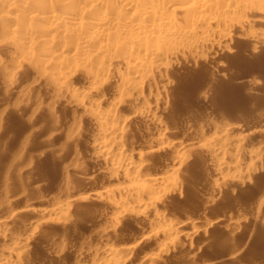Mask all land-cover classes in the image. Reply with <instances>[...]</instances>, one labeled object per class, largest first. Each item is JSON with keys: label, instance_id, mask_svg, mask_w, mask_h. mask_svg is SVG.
<instances>
[{"label": "rangeland", "instance_id": "374dc122", "mask_svg": "<svg viewBox=\"0 0 264 264\" xmlns=\"http://www.w3.org/2000/svg\"><path fill=\"white\" fill-rule=\"evenodd\" d=\"M262 26L253 31H256V36L253 35L258 38L257 42L247 39V36H235L228 52L209 58L208 61L214 58L212 62L200 60L197 63H181L169 71L171 84L159 108L160 127L168 129L171 139L179 142L184 140L192 149L180 172L181 186L176 190L179 195L169 190V194L162 198L163 201L160 200L159 209L165 211L167 218L173 216L171 220L179 219L176 221L180 223L194 220L196 226L186 230L179 225L181 231L179 228L177 230L181 234L173 245L155 240L153 235L144 239L140 246L134 244L133 256H129L131 258H128L126 264H140L148 255L152 258L156 256L152 264H264V44L258 43L264 39V23ZM9 50L0 47V63L4 66L6 63L10 65L9 52L12 51ZM9 74L0 70V215H5L9 210L17 211L19 215L27 206L35 210V214L25 212L22 217L21 212V215L15 216L16 220H11L10 229L14 234L25 232L30 224L41 223L39 231L36 235L34 233L32 240L29 239L30 244L28 242V249L23 252L21 264H94L97 257H103L97 253L106 242L102 239L104 232L110 233L113 229L114 234L109 235L107 241L116 242H113L116 246L120 244L128 247L133 236L144 234V230H149L152 224L155 226L158 220L153 210L152 213L149 209L142 212L141 207L140 212L129 211L131 213L119 217L114 214L108 199L93 196V192L101 190L103 186L122 185L123 176L112 171L110 166L100 163L95 155L92 157V145H88L100 139V135L96 133L97 137L93 136L97 131L93 128L94 121L88 119L83 109L72 104L68 92L57 91L56 86L54 88L50 82L49 87L47 76L43 77L39 71L34 72L32 67L23 66L18 70V76L17 73L12 74L14 78ZM76 77L75 84L85 85L80 76ZM113 93L111 87L105 90L107 98L112 95L115 97ZM124 111L130 114V110ZM141 117L130 116L124 137H118L128 150L143 149L147 137L150 138L155 128H160L146 117ZM220 124L228 126V129L221 126L223 131L227 129V133H221ZM78 125L79 132L75 131ZM200 132L205 137L212 134L222 136L225 143L243 147L244 155L241 152L239 161L235 159L241 164L244 162L242 166H247L249 162L248 154L251 152L248 151L261 148L262 157L255 166L257 168L244 170L245 166L234 167L239 164L234 158L240 155L232 152L222 155L227 164L238 174L243 173L241 175L245 178L232 179L236 172H231V179L229 176V180L225 178L226 184L219 178L218 183L224 186H216V162L223 157H216L211 151L209 154L208 149L202 150L204 145ZM142 140L145 141L141 143ZM159 150L145 153L147 159L143 158L142 164H145L144 171L148 168L146 174L154 175L161 169H169L173 153L170 150ZM231 156L234 158H229ZM226 158L229 161L232 159L231 162ZM241 168L242 172L239 171ZM6 184L12 187L8 191L5 190ZM65 188H71L74 198H78H73L65 222L55 223L54 218H50L49 222L45 218L42 220L36 210L41 212L44 205L43 208L62 206L69 196ZM79 197L82 198L79 200ZM17 218L21 219L18 221ZM184 232L189 236H183ZM156 235L154 233V237ZM63 241L66 242L64 248L57 245ZM157 241L164 245L161 246ZM1 242L0 248L4 246ZM154 242L159 244L157 246L160 250ZM83 253H88L87 258ZM89 253L92 255L89 256Z\"/></svg>", "mask_w": 264, "mask_h": 264}, {"label": "bare ground", "instance_id": "6f19581e", "mask_svg": "<svg viewBox=\"0 0 264 264\" xmlns=\"http://www.w3.org/2000/svg\"><path fill=\"white\" fill-rule=\"evenodd\" d=\"M263 23L264 0H0V47H4V49L7 47L8 50L11 49L9 51H12H8L10 67L7 66L8 63L6 66L0 63V70L6 71L9 76V73L11 75L17 73L18 76V70L23 66L32 67L34 72L39 71L43 77L46 75L47 82H50L54 88L56 86L57 91L68 92V98L72 100H70L72 104L77 105L81 110L83 109L87 113L88 119L94 121L93 128L97 131L93 132L95 135L91 134L96 136L98 133L100 139L88 145H92L91 151L94 153L91 152L92 157L95 155L100 163L110 166L112 171L114 170L118 175L121 174L125 182V184L123 182L124 185L120 183L119 186H103V188L100 187L101 190H97L100 189L97 188V191L93 192L94 197L108 199L114 214L119 217L127 215V212L128 214L131 213L129 211L140 212L141 207L143 208L142 212L149 209L151 213L153 210L157 214L155 217L158 221L155 226L152 224L154 228L150 226L151 228L148 227L149 230H144V234L137 233L138 235L131 238V242L128 243L133 244L132 247L131 245L128 247L126 245L120 246V244L116 246L114 244L116 242L107 241L109 235L112 234L113 236V229L110 233L104 232L102 239L103 242L104 240L106 242L97 253L103 257H97L94 264H126L128 258L133 256L134 244L140 246L144 239L147 237L149 239L153 235V239L156 238L155 240L163 241L167 245H173V242L181 234L179 232L181 227L187 230L196 226L194 220L187 221L188 223H184V221L180 223L178 222L179 219L171 220L170 218H174L173 216L167 218L165 211L159 209L163 197L169 194L167 192L170 190L174 193L181 186L180 172L192 149V146L184 142L183 139L182 142L171 139L169 136L171 134L167 133L168 129L163 130L160 127L161 110L159 108L167 97L165 93L171 84L168 73L175 65L188 62L197 63L200 60L208 61L209 58L219 53L228 52L235 36L248 37L247 39L257 42L256 31L254 33L253 31L262 26ZM258 43L264 44V39L262 38ZM11 53L14 55L12 56ZM212 59L214 60V58ZM212 59L209 61L212 62ZM216 59L215 61H217ZM76 75L84 80L85 85L75 84L77 82L75 81ZM40 76L42 77V75ZM13 78L12 80H14ZM108 87H111L115 97H112L113 95L111 98L106 97L108 93L105 95V90H108ZM125 109L130 110L129 115L125 113ZM130 116L134 118L139 116V119L144 116L151 123L153 122L157 127H160L159 129L155 128V132L151 136L149 135L150 138L147 137L148 141H140L141 143L145 141L143 149L128 150L126 149L128 147H125L124 143L122 144L121 139L130 122ZM90 126L92 127V125ZM219 126H226L223 128L228 129L227 125L220 124ZM219 126L217 127L218 130L220 129ZM223 128L220 129L221 133ZM227 129L223 132L227 133ZM230 129L232 128L230 127L229 131H231ZM78 130L80 128L75 131L79 132ZM198 134L197 136H199ZM212 135L205 137V134L204 136L201 134L203 137L202 146L206 147L202 148L201 146L202 150L208 149L209 152L206 151L209 154L211 151V154H216L214 155L216 157H223L222 155L232 152L234 155H240V157L234 158L235 156L230 154L234 156V160L238 159L239 161L241 152L244 151L243 147L232 146L225 143L222 136ZM197 136L196 138H198ZM118 137L121 138V141ZM159 149H163L162 151L164 149L170 150L173 153L171 154L173 159L170 158L172 162H170L169 169L167 171L161 169L163 173L159 171L161 173L158 172L154 175L146 174L145 171L148 168L144 171L145 164H142V159L147 155L145 153H155L157 150L160 151ZM259 150L248 151L251 152L248 154L249 162L247 160V166L243 165L247 168L242 166L244 162L241 164L237 160L235 161L239 163L238 165H241L234 166L235 163H233L232 166L243 167L244 170H253L262 157V152ZM224 158L219 159L220 161L217 160V170H215L217 174L214 171L218 180H216V184H213L220 185V188L224 186L223 183L226 184L228 176L231 179L230 173L236 172ZM226 160L229 161L227 158ZM239 171L242 172V168ZM243 172L245 173V171ZM247 172L250 173V171ZM236 173L233 174L232 179L237 177L239 179L235 180H240V178L242 180L244 175L241 174L243 173L240 174L239 172L240 175L238 171ZM219 178L223 180L222 184L218 183ZM225 178L227 179L225 180ZM5 188L8 191L12 187L10 184H6ZM67 190L69 196L66 199L67 192L63 193L66 195L64 196L66 201L62 206L60 205L61 207L56 205L43 208L44 205L40 210L41 212L36 210L42 220L45 218L49 222L50 218H54L56 219L55 223L65 222L72 201L78 200L72 195L71 188ZM81 198L79 197V200ZM21 212L23 217L25 212L27 214L29 212L34 213L35 210L27 206L20 211L19 215ZM17 214V211L9 210L5 215H0V240H2L0 242L1 245H4L1 247L2 249L0 248V252H2V254L0 253V264H21L23 252L28 249V242L30 244L29 239L32 240L41 228V223L36 222L33 225L30 224L25 232L20 233L18 229L19 234H14V231L11 232L10 223L13 218L16 220ZM178 228L179 230H177ZM196 228H194V232ZM185 232L182 234L183 236L186 234ZM154 233L157 234L155 237ZM189 234L191 235V233ZM99 235L101 236V234ZM152 238L150 240H153ZM157 242H154L156 246L160 243ZM65 243L63 241L56 244L64 248ZM166 244L164 247L167 248ZM163 245L161 244V246ZM157 247L159 249V246ZM93 253L96 254V252ZM83 254L87 258L88 253ZM91 255L89 253V256ZM146 257L144 260L141 259L143 261L140 264H152L156 256H153L154 258L151 255Z\"/></svg>", "mask_w": 264, "mask_h": 264}]
</instances>
